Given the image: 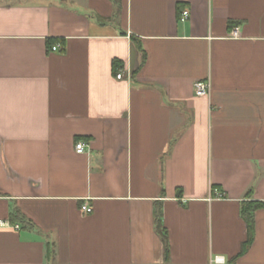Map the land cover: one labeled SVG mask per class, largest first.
I'll return each instance as SVG.
<instances>
[{"label":"crops","instance_id":"obj_1","mask_svg":"<svg viewBox=\"0 0 264 264\" xmlns=\"http://www.w3.org/2000/svg\"><path fill=\"white\" fill-rule=\"evenodd\" d=\"M0 221V264H264V0H0Z\"/></svg>","mask_w":264,"mask_h":264},{"label":"trees","instance_id":"obj_2","mask_svg":"<svg viewBox=\"0 0 264 264\" xmlns=\"http://www.w3.org/2000/svg\"><path fill=\"white\" fill-rule=\"evenodd\" d=\"M135 42V41H134ZM135 45L137 47V50H139L140 53H142V50L140 49V46L138 45V43ZM144 59V54L142 53V60ZM142 62V61H141ZM119 64L118 60H113V67L117 68ZM261 203L258 202H247L244 203L241 207L240 213L242 218L244 219L246 226H247V238L245 240V242L242 244L239 254L244 252L248 246L250 245L251 241H252V230H253V212L261 207ZM11 216V220H20L21 222H25L26 219L25 217L22 215V213L18 210V209H13V211L10 214ZM155 228L156 231L159 233V235L161 236L162 240H163V247H164V252L165 254L167 253V232H166V228L163 226L162 222H161V212L159 208H155Z\"/></svg>","mask_w":264,"mask_h":264},{"label":"built area","instance_id":"obj_3","mask_svg":"<svg viewBox=\"0 0 264 264\" xmlns=\"http://www.w3.org/2000/svg\"><path fill=\"white\" fill-rule=\"evenodd\" d=\"M187 17H188V12L184 10V11L181 12L179 20L180 21H184ZM58 47H59V44H55V45L51 46V49L54 51ZM122 75H123V71L122 72L119 71L116 74V78L120 79L122 77ZM193 89H194L195 95H197V96L207 95L209 93V91H210L209 81L208 80L207 81L206 80L205 81L204 80L195 81L193 83ZM84 146H85V143L83 141H76L75 144H74L75 152L78 153V154H82L83 151H84ZM81 209L84 212H86V213L91 212V208L86 203L81 205ZM0 225H9V224L8 223H3V222L0 221ZM214 261L219 263L221 261V259L219 257H215Z\"/></svg>","mask_w":264,"mask_h":264}]
</instances>
